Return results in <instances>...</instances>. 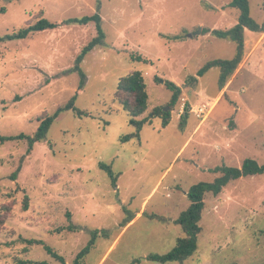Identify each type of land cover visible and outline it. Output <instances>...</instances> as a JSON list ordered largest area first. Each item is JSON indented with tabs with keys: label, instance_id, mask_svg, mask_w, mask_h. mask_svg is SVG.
<instances>
[{
	"label": "rangeland",
	"instance_id": "1",
	"mask_svg": "<svg viewBox=\"0 0 264 264\" xmlns=\"http://www.w3.org/2000/svg\"><path fill=\"white\" fill-rule=\"evenodd\" d=\"M229 2L0 0V35L40 18L60 23L96 12L105 33L104 45L80 63L82 89L71 69L96 35L94 23L60 25L0 44V135H32L42 118L74 95L75 107L88 113L62 112L29 154L24 140L0 143V206L11 207L0 225V264H71L93 231L98 235L84 264H161L147 256L166 254L183 235L174 220L188 208L191 186L212 182L220 175L213 172L217 167H241L246 158L264 163V32L244 33L242 61L221 90L218 67L198 78L195 88L186 83L207 61L234 55V42L210 32L237 23L239 11ZM249 8L261 23L264 0H249ZM135 70L148 93L138 119L171 99L156 77L176 83L181 94L166 127L152 117L140 140L122 142L135 128L115 92L119 79ZM101 164L118 175L116 188ZM204 203L196 252L165 264H264V173L242 176L217 196L206 194ZM132 213L130 225L121 226Z\"/></svg>",
	"mask_w": 264,
	"mask_h": 264
},
{
	"label": "trees",
	"instance_id": "2",
	"mask_svg": "<svg viewBox=\"0 0 264 264\" xmlns=\"http://www.w3.org/2000/svg\"><path fill=\"white\" fill-rule=\"evenodd\" d=\"M228 7L236 8L239 11L237 23L232 27L221 30L213 29L211 34L218 38L229 39L235 44L234 55L230 59H213L207 61L195 75L189 76L186 79V83L195 88L198 82V78L202 77L213 67L219 68V76L217 85L221 90L227 83L228 79L234 74L239 64L242 61L244 55V31L248 29L252 32L262 33L264 32V20L261 23L256 22L250 15L249 0H230ZM94 23L96 35L81 49L80 53L75 59V65L72 72H77L80 76L78 89H82L85 81V73L81 69L80 63L84 57L90 53L93 49L103 46L105 40V33L101 24V16L98 12L92 15H85L81 17H70L63 20L60 23L52 22L47 18H40L34 23L26 24L18 30L10 33L0 35V44L5 41L21 40L27 38L29 35L42 32L46 30H52L58 28L60 25H86L88 23ZM209 32V30H203V33ZM173 40H180L179 36L171 37ZM137 60H142L140 57ZM69 72V71H68ZM162 79L156 77V81L161 82ZM165 87L171 92V99L165 106L154 107L149 117L138 119L140 115L145 113L148 107V93L147 85L145 83L142 73L138 70L132 71L125 76L121 77L117 83L115 97L122 109L127 113L129 117V123L135 128V131L131 134L121 137L122 142L136 138L140 140V131L146 123H150L152 117L160 118L162 127H166L170 123L171 110L175 107L180 94L181 87L170 80L164 81ZM76 95L71 97L64 105L58 106L52 115H48L42 118L39 122L38 129L32 134L19 133L16 135H0V143L14 140H24L27 142L26 152L29 154L34 144L44 141L49 128L54 120L64 111H73L78 117L87 116L88 113L75 107ZM169 108V110H167ZM190 106L186 105L184 112L180 115V126L182 127L184 120L189 115ZM111 178V183L116 188V182L118 175H114L112 169L108 165H102ZM213 172L219 173L212 182H199L190 187L187 192V197L190 204L186 210L180 213L177 219L174 220V224L179 225L182 229L183 235L178 237L175 246L166 254H149L147 260L157 263L165 264L170 262L182 263L190 256H192L198 248V235L202 228L200 221L202 218V212L205 207L204 196L208 193L217 196L221 193L224 187L230 182L240 179L242 176H252L256 174L264 173V163L259 164L256 160L246 158L241 167H217L213 169ZM16 173L12 175L14 178ZM29 207L28 197L24 196L22 200V209L25 211ZM9 205L0 206V225L4 222L8 211ZM135 214H130L125 217L121 223V226L125 227L133 218ZM159 221H164V217H154ZM69 231H74L73 226L68 227ZM59 232L61 229H58ZM102 233L105 234L104 231ZM98 235L97 231L91 233V238L87 245L80 250L71 264H84L83 259L89 253L90 249L94 246L95 238ZM29 243L42 244L41 240H29ZM49 254L59 261H63V258L58 255L51 247L45 246ZM139 261V260H136ZM17 264H41L39 262H33L31 260H20Z\"/></svg>",
	"mask_w": 264,
	"mask_h": 264
},
{
	"label": "crops",
	"instance_id": "3",
	"mask_svg": "<svg viewBox=\"0 0 264 264\" xmlns=\"http://www.w3.org/2000/svg\"><path fill=\"white\" fill-rule=\"evenodd\" d=\"M244 32H245V34H247V33H249V34H253L252 31H249L248 29H245ZM255 33H257V32H255ZM246 41H247V40H245V42H246ZM188 137H189V136H188ZM187 141H188V140L186 139V142H187ZM186 142H185V143H186ZM133 220H134V219H133ZM133 220H132V221H133ZM129 225H130V223H128L127 226H129Z\"/></svg>",
	"mask_w": 264,
	"mask_h": 264
},
{
	"label": "built area",
	"instance_id": "4",
	"mask_svg": "<svg viewBox=\"0 0 264 264\" xmlns=\"http://www.w3.org/2000/svg\"><path fill=\"white\" fill-rule=\"evenodd\" d=\"M198 113V116H201L202 114H204V109H200Z\"/></svg>",
	"mask_w": 264,
	"mask_h": 264
},
{
	"label": "water",
	"instance_id": "5",
	"mask_svg": "<svg viewBox=\"0 0 264 264\" xmlns=\"http://www.w3.org/2000/svg\"><path fill=\"white\" fill-rule=\"evenodd\" d=\"M201 32V29H199V31L197 32L198 34ZM188 37H192V34H187ZM161 83H164L163 80H161Z\"/></svg>",
	"mask_w": 264,
	"mask_h": 264
}]
</instances>
